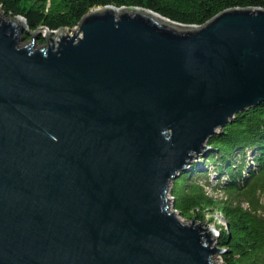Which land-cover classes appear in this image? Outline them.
<instances>
[{"label": "water", "instance_id": "obj_1", "mask_svg": "<svg viewBox=\"0 0 264 264\" xmlns=\"http://www.w3.org/2000/svg\"><path fill=\"white\" fill-rule=\"evenodd\" d=\"M0 14V264H216L171 188L264 104V9L98 7L40 49Z\"/></svg>", "mask_w": 264, "mask_h": 264}, {"label": "trees", "instance_id": "obj_2", "mask_svg": "<svg viewBox=\"0 0 264 264\" xmlns=\"http://www.w3.org/2000/svg\"><path fill=\"white\" fill-rule=\"evenodd\" d=\"M107 6L143 8L179 24L203 26L227 10L264 9V0H0L4 14L24 18L30 32L72 30L92 9ZM209 146L202 163L174 182L173 207L186 221L206 222L210 216L215 222L217 215L226 220L218 239L225 264H264V104L237 115Z\"/></svg>", "mask_w": 264, "mask_h": 264}, {"label": "rangeland", "instance_id": "obj_3", "mask_svg": "<svg viewBox=\"0 0 264 264\" xmlns=\"http://www.w3.org/2000/svg\"><path fill=\"white\" fill-rule=\"evenodd\" d=\"M0 17H2V14H0ZM7 18H12V17H7L5 14H4V19H7ZM12 19H15V18H12ZM46 31H48V30H46ZM26 32H28V34H24V36H25V40H24V42H23V45L22 46H25V45H30L33 41H35V47L37 48V49H40V48H46L49 44H48V39H47V36H48V34H46L45 33V30H43L42 31V34H41V36H40V38H38V39H36V35H37V33L35 32V31H29V30H27ZM49 32V31H48ZM72 32L73 31H71L70 32V34H72ZM54 37H57L58 38V35L57 34H54L53 35V39H54ZM41 39H43V40H41ZM59 40V39H58ZM50 44H51V42H50ZM203 157H201L198 161H196L195 163H199L198 165H200L202 162H200L201 161V159H202ZM195 163H193L192 165H191V167H190V170H191V168H192V166L195 164ZM212 182L213 183H215L216 181H215V179H214V177H213V179H212ZM171 191H172V188H171ZM219 191V190H218ZM211 194H213L214 192H210ZM216 193H220V192H216ZM217 196L218 197H220V198H222V197H224V195L223 194H217ZM262 200H263V203H264V193L262 194ZM178 215V217H180L179 216V214H177ZM214 218H215V222H211V221H209V219H211V217L209 216L208 217V220L206 221V225H204L203 227L204 228H211L212 230H215L216 231V233H217V235L215 236V241H214V247H215V245L218 247V248H220L219 246H218V239H219V237L221 236V231H222V228L223 227H227L228 226V224H227V222H226V220L222 217V216H220V215H217V216H214ZM180 219H181V221H186V220H184L183 218H181L180 217ZM215 262H216V264H225L224 262H223V259H222V255H218V256H216V260H215Z\"/></svg>", "mask_w": 264, "mask_h": 264}, {"label": "bare ground", "instance_id": "obj_4", "mask_svg": "<svg viewBox=\"0 0 264 264\" xmlns=\"http://www.w3.org/2000/svg\"><path fill=\"white\" fill-rule=\"evenodd\" d=\"M0 18H1V17H0ZM7 19H8V21H10L9 18H7ZM17 19H19V18H17ZM11 20L14 21V20H16V19H11ZM45 33L48 34L49 32L45 30ZM57 35H58V38H57V37H54V41H55V43H57V42H58V39H60V37H59V32L57 33Z\"/></svg>", "mask_w": 264, "mask_h": 264}]
</instances>
